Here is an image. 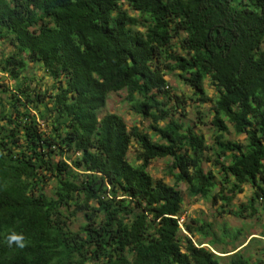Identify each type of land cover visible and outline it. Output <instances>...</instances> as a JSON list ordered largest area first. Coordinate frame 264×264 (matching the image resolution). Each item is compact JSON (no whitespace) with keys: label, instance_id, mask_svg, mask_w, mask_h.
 I'll return each mask as SVG.
<instances>
[{"label":"trees","instance_id":"16d2710c","mask_svg":"<svg viewBox=\"0 0 264 264\" xmlns=\"http://www.w3.org/2000/svg\"><path fill=\"white\" fill-rule=\"evenodd\" d=\"M125 1L141 16L121 0H0V41L14 49L0 72L15 81L10 110L0 97V264H251L242 249L219 255L195 242L208 235L203 225L182 231L179 186L205 200L219 188L213 200L230 206L250 185L239 219L254 217L264 199V0ZM30 63L55 82L54 94L19 81ZM165 70L179 72L203 103L205 82L216 89L214 147L165 123ZM123 90L137 114L154 120L153 135L129 130L116 114L99 118L108 96ZM226 120L245 144L226 139ZM133 141L140 165L128 159ZM210 150L219 178L203 167ZM164 158L174 185L148 172ZM12 232L23 234L24 248L8 246ZM230 253L235 261L222 263Z\"/></svg>","mask_w":264,"mask_h":264},{"label":"rangeland","instance_id":"374dc122","mask_svg":"<svg viewBox=\"0 0 264 264\" xmlns=\"http://www.w3.org/2000/svg\"><path fill=\"white\" fill-rule=\"evenodd\" d=\"M121 5L132 17H140L141 14L134 11L131 6L125 1L121 0ZM173 49L177 52H182L181 43L178 39L173 41ZM13 47L9 41H0V59L9 56L13 52ZM169 87L170 99H163L166 103V108L169 111L170 117L165 123L170 121L181 124L185 130L191 129L195 134L203 136L207 145L212 148L215 145L216 128L213 124L214 109L218 100L216 89L211 85L210 81L205 82V89L207 94V101L203 103L201 98L194 95L193 90L188 85H185L179 78V72L164 71ZM19 81H25V85L30 87V90L38 91L47 96L55 93V82L48 76L43 67L39 64L30 63L23 77ZM15 88V81H11L6 74L0 72V97L6 111L10 110L9 95ZM8 91V92H7ZM175 96L183 98L184 103L178 104ZM128 92L126 90L111 93L108 96L106 107L100 111L99 118L102 119L107 114H116L121 116L126 122L128 129L138 127L141 131L149 132L153 135L151 127L155 124L151 118L145 119L134 111L133 105L127 100ZM48 98V97H46ZM48 101V99H46ZM42 111L43 107L40 106ZM48 122L53 121V115L48 116ZM161 123V125H165ZM228 132L225 134L227 140L240 142L245 144L246 137L239 136L234 128V125L229 121H225ZM41 127L44 129L45 124L41 122ZM139 147L135 141L128 154L129 161L134 165H140L137 161ZM209 162H208V161ZM170 158L157 159L151 163L148 172L155 180H163L168 185H174L175 179L169 171L171 164ZM203 167L206 171L213 170L217 173L219 166L216 163L215 152L208 151L204 159ZM52 186L47 189V192L52 195ZM264 188V183H263ZM179 189L182 191L184 197L182 218L185 224L192 225L194 228L204 226V232L208 235L197 233L194 238L195 242H205L204 247L219 252H231L237 249H242V254L250 259L251 264H264V199H260L255 203L257 213L254 217L249 219H239L234 216V213L241 205H247L254 196V190L250 185L244 187V192L234 198L230 206H225L224 203L217 198L213 200L212 196L220 191L216 189L209 199L192 198L187 192L185 184H181ZM228 195V192H226ZM251 210L248 212L250 213ZM83 224V217L81 214L73 221L71 229L77 231ZM211 225V229L207 226ZM216 242L215 246H210L209 243ZM245 247V248H244ZM230 253L227 257L222 258V263H232L235 261V255Z\"/></svg>","mask_w":264,"mask_h":264},{"label":"clouds","instance_id":"9594fccd","mask_svg":"<svg viewBox=\"0 0 264 264\" xmlns=\"http://www.w3.org/2000/svg\"><path fill=\"white\" fill-rule=\"evenodd\" d=\"M6 242L9 247H11L13 244H15L19 248H24L26 246L25 237L23 236V234H19L16 232L10 233L6 238Z\"/></svg>","mask_w":264,"mask_h":264},{"label":"built area","instance_id":"2783aa9c","mask_svg":"<svg viewBox=\"0 0 264 264\" xmlns=\"http://www.w3.org/2000/svg\"><path fill=\"white\" fill-rule=\"evenodd\" d=\"M178 223H179V226H180V228L182 229V231L185 232V230H184L185 220L181 217V218L178 220ZM203 247H204V246H203Z\"/></svg>","mask_w":264,"mask_h":264}]
</instances>
